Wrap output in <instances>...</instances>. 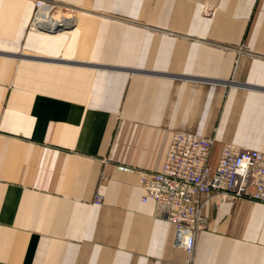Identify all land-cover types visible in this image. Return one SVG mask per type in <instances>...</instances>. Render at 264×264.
Instances as JSON below:
<instances>
[{
  "label": "crops",
  "instance_id": "obj_1",
  "mask_svg": "<svg viewBox=\"0 0 264 264\" xmlns=\"http://www.w3.org/2000/svg\"><path fill=\"white\" fill-rule=\"evenodd\" d=\"M175 131L264 153V0H0V264H264V203L208 199L190 255L118 168Z\"/></svg>",
  "mask_w": 264,
  "mask_h": 264
},
{
  "label": "built area",
  "instance_id": "obj_2",
  "mask_svg": "<svg viewBox=\"0 0 264 264\" xmlns=\"http://www.w3.org/2000/svg\"><path fill=\"white\" fill-rule=\"evenodd\" d=\"M47 7V3L36 1L32 27H38ZM212 11L213 7L206 6L204 14ZM57 28L48 26L46 30ZM244 49L242 46L239 51ZM216 142L215 137L175 131L160 172L118 166L120 170L140 175L142 200L156 203L160 214L175 225L178 246L190 255L195 250L199 233L207 228L203 210L208 199H213L215 205L235 203L244 198L264 203V153L223 143L215 165H211ZM106 179L103 172L94 196L95 204L103 203L100 188Z\"/></svg>",
  "mask_w": 264,
  "mask_h": 264
},
{
  "label": "bare ground",
  "instance_id": "obj_3",
  "mask_svg": "<svg viewBox=\"0 0 264 264\" xmlns=\"http://www.w3.org/2000/svg\"><path fill=\"white\" fill-rule=\"evenodd\" d=\"M42 15L43 16L40 17V23H39V25L42 22H46V23L49 22V23H51L50 27H55L57 21H60V18L50 17V16L46 15V13L45 14H42ZM65 21L69 23V22L74 21V19L69 18V16H68V18H65Z\"/></svg>",
  "mask_w": 264,
  "mask_h": 264
},
{
  "label": "rangeland",
  "instance_id": "obj_4",
  "mask_svg": "<svg viewBox=\"0 0 264 264\" xmlns=\"http://www.w3.org/2000/svg\"><path fill=\"white\" fill-rule=\"evenodd\" d=\"M68 14H69V13H68ZM59 16H61L62 18H64V17H68V16H69L70 18H72V14H70V15H67V14L64 15L63 13H61V14H59Z\"/></svg>",
  "mask_w": 264,
  "mask_h": 264
},
{
  "label": "water",
  "instance_id": "obj_5",
  "mask_svg": "<svg viewBox=\"0 0 264 264\" xmlns=\"http://www.w3.org/2000/svg\"><path fill=\"white\" fill-rule=\"evenodd\" d=\"M59 29H61V27H58L57 29L53 30V32H55V31H57V30H59ZM64 29H65V28H64Z\"/></svg>",
  "mask_w": 264,
  "mask_h": 264
}]
</instances>
